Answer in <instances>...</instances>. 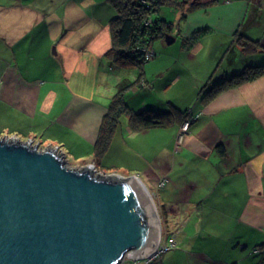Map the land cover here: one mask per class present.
<instances>
[{"label":"crops","instance_id":"0c3cea01","mask_svg":"<svg viewBox=\"0 0 264 264\" xmlns=\"http://www.w3.org/2000/svg\"><path fill=\"white\" fill-rule=\"evenodd\" d=\"M53 1L12 3L13 13L27 17V75L3 71L0 77L3 104L22 115L13 130L34 136L28 138L42 149L55 147L65 158L68 152L81 166L137 176L163 224L172 231L169 220L177 218L183 229L179 248L159 262L264 264V76L203 102L214 86L264 66V0L175 7V20L159 16L173 24L175 41L155 40L156 57L131 68L108 56L118 12L107 0H58L50 9ZM238 37L259 47L247 53ZM54 56L57 66L42 67ZM38 66L40 74L33 73ZM121 83H134L125 92L134 112L151 109L167 120L141 128L124 114L98 154L101 126ZM189 110L198 118L179 144Z\"/></svg>","mask_w":264,"mask_h":264},{"label":"water","instance_id":"95a60500","mask_svg":"<svg viewBox=\"0 0 264 264\" xmlns=\"http://www.w3.org/2000/svg\"><path fill=\"white\" fill-rule=\"evenodd\" d=\"M174 41L166 36L167 44ZM152 200L137 176L100 174L92 165L70 168L55 147L1 138L0 264L147 258L160 237Z\"/></svg>","mask_w":264,"mask_h":264},{"label":"trees","instance_id":"16d2710c","mask_svg":"<svg viewBox=\"0 0 264 264\" xmlns=\"http://www.w3.org/2000/svg\"><path fill=\"white\" fill-rule=\"evenodd\" d=\"M117 10L118 16L111 21L112 48L108 53L113 62L122 68L142 67L146 63V49L151 48L152 43L157 39L165 38L173 31V24L162 20L153 19V14L163 6L187 8L192 11L201 7L204 3L195 5L185 4L191 0H107ZM206 4V3H205ZM184 13L181 20H184ZM151 23H148L149 20ZM240 46L247 53L255 52L259 47L258 42L249 40L246 37L237 38ZM264 76V66L246 68L241 74L214 86L203 97V102L208 103L215 99L219 93L231 87H238L241 84ZM126 83V82H125ZM121 83L118 93L105 116L97 144V153L102 154L107 148L112 134L115 131L120 117L128 115L131 122L141 128H149L154 125H161L167 120L166 115L145 109L140 113L134 112L126 102L125 92L132 88L133 84ZM188 115L185 113L184 118Z\"/></svg>","mask_w":264,"mask_h":264},{"label":"rangeland","instance_id":"374dc122","mask_svg":"<svg viewBox=\"0 0 264 264\" xmlns=\"http://www.w3.org/2000/svg\"><path fill=\"white\" fill-rule=\"evenodd\" d=\"M13 1L14 0H0V77H2L3 71L4 72L9 71V73L12 74V76L14 72H17L20 75H22L23 73L27 75L26 70L23 69L24 63L27 65V26H26L27 17L23 19L20 13L15 14L12 12ZM41 1L43 3H48L49 0H41ZM55 2L56 4L54 5ZM58 2H59L58 0H54L52 3L53 6H48V7L50 9H53V7L59 4ZM109 4L111 5L110 2ZM159 11L153 14V19L159 20L160 19L159 16L161 17L163 15L168 21L176 19L175 7L163 6ZM40 13L41 15L45 14L44 11H40ZM39 29L40 27L36 28L37 32ZM52 53H53V48H52ZM34 54L35 56H38L37 49H35ZM51 59L54 60L56 63L55 62L49 63V64L43 63L42 67L52 69L53 67H55V64L56 66L58 65L57 56L51 57ZM37 61H40L39 58H37ZM38 71H39V66L33 71V73L40 74V72L38 73ZM18 74L16 75L18 76ZM42 76H45V75L42 74ZM0 85H1V81H0ZM21 95H22V92L20 93V96ZM14 116L16 118L15 120L13 118ZM21 116L22 115H18V113L14 109H9L8 107H6L3 104L1 97H0V131L2 130V132H0V139L1 138L12 139V138H15L14 137L15 135H19L20 139L19 138L17 139L22 142H26V141H30L28 137H34V136L27 135V139H25L24 135L20 134L16 130H13L15 129V127L20 126V124L18 123L19 121L18 119L21 118ZM35 140L42 142L44 146L45 144L44 141L39 140L38 138ZM75 155L77 156L76 153ZM66 160H67V165L70 168L82 169V168L88 167L89 165L88 164L87 166H81L83 163V160H78V158H76L75 156L71 154H68V152L66 153ZM97 168L98 169H95L96 172L101 173L102 171H105L106 173H103V174H106V175H111L109 173L113 174L115 172L113 170H109L110 168H103V166H97ZM177 221H178L177 218H171L169 220V222L172 223L173 227H178L180 225V224L179 225L175 224L177 223ZM162 226L163 228L165 227V229L168 227V225H166V221L164 222V224L162 222ZM182 237H183V233L180 234L179 238L182 239ZM171 253L172 251L167 252L165 255L162 256V259H164L166 256H168ZM130 258L131 257H127L125 262L121 264H133V262L128 261L130 260ZM152 264H154V262Z\"/></svg>","mask_w":264,"mask_h":264},{"label":"built area","instance_id":"2783aa9c","mask_svg":"<svg viewBox=\"0 0 264 264\" xmlns=\"http://www.w3.org/2000/svg\"><path fill=\"white\" fill-rule=\"evenodd\" d=\"M146 59L147 60H151L154 56H155V52L153 50H149L146 49ZM198 118V115L192 114L191 112H189L187 118L185 119L184 123L181 125L180 128V134H185L189 131L191 125L196 121V119ZM103 174V173H100ZM111 175H118V174H111ZM120 176V175H119ZM164 184V183H162ZM153 197V195H152ZM182 233L181 228H177L175 230H173L169 236L166 238L165 242H160V244L158 245V249L157 251H155V253L153 254V258L150 260H146L144 262V264H152V262L158 258H160V256L162 254H164L165 252L172 250L168 244V241H170L172 243V245L174 246V248H177V246L180 243L181 238H179L180 234ZM134 264H138V262L133 261ZM161 264V263H160Z\"/></svg>","mask_w":264,"mask_h":264},{"label":"bare ground","instance_id":"6f19581e","mask_svg":"<svg viewBox=\"0 0 264 264\" xmlns=\"http://www.w3.org/2000/svg\"><path fill=\"white\" fill-rule=\"evenodd\" d=\"M192 2V0L191 1H189V3L188 4H190ZM202 2V1H201ZM201 2H199V3H201ZM191 5V4H190ZM152 22V20L150 19L149 21H148V23H151ZM149 50H153L152 48H148ZM154 51V50H153ZM156 57V54H155V56L151 59V60H153L154 58ZM151 60H147L146 59V63L147 62H149V61H151ZM189 112H191L190 110L187 112L188 114H189ZM192 113V112H191ZM188 116V115H187ZM187 116H186V118H187ZM185 118V119H186ZM185 121V120H184ZM184 123V122H183ZM192 126V125H191ZM190 130V129H189ZM188 133V132H187ZM187 133H185V134H180V132H179V135H178V143L180 144V143H182V141H183V139H184V137H185V135L187 134ZM93 166V165H92ZM152 203H153V206H154V204H155V201L154 200H152ZM154 207H156V204H155V206ZM156 210H157V207H156ZM156 213H158V210H157V212ZM157 217H158V221H159V225H160V237H159V243H158V245L160 244V242H165L166 241V238L169 236V234L173 231H170L169 230V228L167 227L166 229H165V227L163 228V226H162V220H161V218H160V216H159V213L157 214ZM165 226V225H164ZM177 228H181V230H182V233H183V229H182V227H176L175 229H177ZM174 229V230H175ZM163 230H164V232H163ZM181 242H182V239L180 240V243H179V245L177 246V248H174V246L172 245V243L170 242V241H168V244H169V246H170V248L172 249V250H169V251H174V250H176V249H178L179 248V246H180V244H181ZM157 249H158V247H157ZM157 249H156V251H157ZM169 251H167V252H169ZM167 252H165L164 254H162L161 256H160V258H158V259H156V260H154L153 262H154V264H163L162 262H159L160 260L162 261V256L163 255H165ZM155 253V252H154ZM154 253H152L150 256H148L147 258H143V259H137V260H135V259H133V258H130V260H128L129 262L131 261V262H133V261H135V262H138V264H144V262L146 261V260H150V259H152L153 258V254ZM127 257H130L128 254L125 256V258H124V260H123V262L122 263H124L125 262V260L127 259ZM158 261V262H157ZM152 262V263H153ZM133 264H134V262H133Z\"/></svg>","mask_w":264,"mask_h":264}]
</instances>
